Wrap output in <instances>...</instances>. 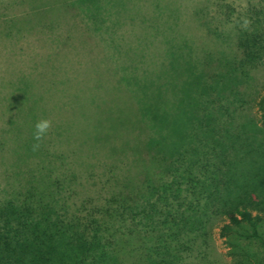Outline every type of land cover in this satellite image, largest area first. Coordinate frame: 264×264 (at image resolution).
I'll use <instances>...</instances> for the list:
<instances>
[{"label":"trees","instance_id":"16d2710c","mask_svg":"<svg viewBox=\"0 0 264 264\" xmlns=\"http://www.w3.org/2000/svg\"><path fill=\"white\" fill-rule=\"evenodd\" d=\"M23 1L27 9L1 22L0 41L14 46L29 27L38 34L44 28L55 30L73 11L78 31L67 37L54 32L55 49L77 40L86 60L94 43L101 60L73 69L52 63L54 53L29 72L15 64L0 67V264L173 261L177 251L194 247V229L205 228L194 214L195 204L198 207L204 195L206 217L207 199L213 197L208 178L200 176L207 165L187 159L186 154L192 156L181 142L187 137L186 126L214 133V113L221 111L212 104L222 89L217 80L231 83L236 72L247 75L248 68L262 60L264 13L251 24L253 30L242 32L237 51L215 59L224 66L216 65L218 71L212 74V55L204 52L194 59L185 43L154 55L125 51L132 61L161 58L154 70L120 64V44L111 30L120 24V0L106 2L117 10L118 19L110 21L104 0ZM89 1L94 4L88 8ZM258 105L264 121V95ZM41 119L50 120L51 128L37 142L34 126ZM172 138L177 160L166 148ZM120 154L127 160L126 175L107 182L98 176L93 190L90 173L102 169L104 158L120 161ZM86 192L106 193L97 200ZM223 215L229 221L223 227L227 235L234 225L248 223L259 237L256 228L264 223V207L240 204Z\"/></svg>","mask_w":264,"mask_h":264},{"label":"rangeland","instance_id":"374dc122","mask_svg":"<svg viewBox=\"0 0 264 264\" xmlns=\"http://www.w3.org/2000/svg\"><path fill=\"white\" fill-rule=\"evenodd\" d=\"M106 2L108 0L103 3L104 15L109 17V21L117 20V13H114L116 8L113 5L112 8V2L110 5ZM93 4L89 1L85 5L89 8ZM27 8L23 0H0V25L10 16L20 14ZM72 12L67 14L65 24L55 27V30L44 28L43 33L38 34L35 31L29 32L32 30L29 27L24 32L26 36L14 46L0 41L1 69L15 64L29 72L33 64L42 62L43 58L54 53L52 63L56 66L60 64L74 69L86 67L88 63L98 65L101 52L94 43L86 60L77 40H72L71 45L61 46L60 49H55L56 45L52 43L57 35L67 37L73 35L72 31H78L73 24ZM263 13L264 0H120V24L111 29L113 33L115 31L116 43L120 44L122 52L117 60L120 64H131L132 67L138 64L144 70H154L162 63L161 58L140 60L138 57L137 61H132L126 58L125 51L133 50L134 56H139L140 52H153L154 55L168 48L178 50L176 48L185 43L192 47L191 56L194 59L197 54L203 56L204 52L212 55L214 61L209 68L215 74L218 71L216 65L219 68L224 66L220 62L216 64L215 59L220 61L237 51L242 32L253 30L250 29L251 24L262 18ZM107 24L110 25L109 22ZM54 32L57 35H53ZM68 51L69 55L65 58L64 53ZM107 52L112 53V50ZM248 69L247 75L242 70L236 72L231 83L218 78L217 82L220 87L222 85V89H217L220 94H214L213 98L217 97V100L214 99L212 104L220 107L221 111L214 113L217 117L214 133L209 134L197 126H186L187 137L181 142L185 145L184 151L188 150L192 156L186 154L187 159H196L207 165L206 171L200 176L202 179L208 178L205 183H210L209 191L213 197L207 199L206 217L202 216L207 206L204 195L200 198V205L197 207L195 204V211L198 212L194 214L196 218L203 219L205 228L203 230L199 225L194 229V247L187 251H177L173 261L167 264H264V223L257 224L259 237L253 235V226L248 223L241 227L234 225L228 235L223 232V227L229 223L223 213L228 209L248 203L264 207V121L260 117L262 113L258 105L264 95V57L255 67ZM207 77L211 78V73ZM209 82L214 83L212 80ZM234 89L236 91L231 92ZM175 142V138L169 139L166 147L173 160L178 157ZM203 155L207 159L202 161ZM126 162L121 154L120 161L102 159V169L90 173L93 190L97 189L95 181L98 176H104L106 182L116 176H120L121 180L126 175ZM173 165L178 166L179 162L174 161ZM216 171L217 175L214 174ZM2 185L0 179V190ZM86 193L98 200L106 192ZM3 194L0 192V197ZM198 230L204 231V235H197Z\"/></svg>","mask_w":264,"mask_h":264},{"label":"clouds","instance_id":"9594fccd","mask_svg":"<svg viewBox=\"0 0 264 264\" xmlns=\"http://www.w3.org/2000/svg\"><path fill=\"white\" fill-rule=\"evenodd\" d=\"M34 127L35 130L33 133V139L39 142L44 138V136L47 135L49 129L51 128V121L48 119H41L36 122ZM38 147H39V143L34 145V148H38Z\"/></svg>","mask_w":264,"mask_h":264}]
</instances>
